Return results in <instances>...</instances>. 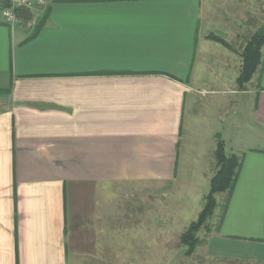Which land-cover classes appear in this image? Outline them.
Returning a JSON list of instances; mask_svg holds the SVG:
<instances>
[{
    "label": "crops",
    "instance_id": "crops-1",
    "mask_svg": "<svg viewBox=\"0 0 264 264\" xmlns=\"http://www.w3.org/2000/svg\"><path fill=\"white\" fill-rule=\"evenodd\" d=\"M233 2L47 0L31 28L5 23L0 2V264L152 261L130 238L146 225L107 190L135 185L139 198L173 184L192 163L200 95L238 110L245 97L264 133V47L240 91L242 48L206 38L232 44L220 10ZM240 157L224 219L202 245L212 264H264V148Z\"/></svg>",
    "mask_w": 264,
    "mask_h": 264
},
{
    "label": "rangeland",
    "instance_id": "rangeland-1",
    "mask_svg": "<svg viewBox=\"0 0 264 264\" xmlns=\"http://www.w3.org/2000/svg\"><path fill=\"white\" fill-rule=\"evenodd\" d=\"M226 5L221 8L220 13L223 14L224 20H229L234 34L238 35L237 39L236 36L233 40L230 39L229 42L232 44L229 45L243 48L248 37L262 24L264 26V0H236L229 6ZM228 10H232L238 19L233 18L232 12L228 13ZM246 87L249 89V85ZM198 98L205 99L198 107L200 117L188 119L193 131L192 137L189 136L187 140L189 161L192 163L178 170V176L173 184L145 189L140 196L142 198H136L137 194L142 192L138 193L135 185L129 187L114 185L107 190L108 194L112 193L113 198L121 197L118 203L120 209L137 212L134 217H138L143 225H146V231L145 226L142 228L139 226L135 236L131 234L130 238L134 237L137 240L138 247L144 244L147 247L145 252L152 260L145 261L147 264H212L204 256L205 250L202 246L206 235L204 229L198 233L199 244L191 256L186 255L187 247L180 244V235L197 219L204 205V197L209 191L210 176L215 170V159L208 150H215L216 137L224 143L227 155L241 156L243 149L247 147L264 148V145L260 144V141L264 140V133L258 127L256 129L250 126L248 115L252 107L244 103L245 97L235 96V100L241 99L239 110L236 103L234 109L227 108L225 102L215 103L210 93L200 95ZM195 141L197 144L193 145ZM197 153H201V159L200 163L194 165L193 160ZM209 154L211 156H208ZM132 195L136 199L123 198ZM147 195L153 198L150 202L145 198ZM223 197L222 195L215 197L217 207L207 221L209 228L215 227L217 223Z\"/></svg>",
    "mask_w": 264,
    "mask_h": 264
},
{
    "label": "trees",
    "instance_id": "trees-1",
    "mask_svg": "<svg viewBox=\"0 0 264 264\" xmlns=\"http://www.w3.org/2000/svg\"><path fill=\"white\" fill-rule=\"evenodd\" d=\"M208 40L222 45L231 50L232 47L222 38L214 35L206 37ZM264 47V26L258 28L252 33L245 42L240 52V68L236 83L239 89H243L252 79L257 69L262 64V48ZM215 170L209 182V191L204 197V205L197 219L190 223L185 231L180 235V244L187 247V256H191L199 244L198 233L204 229L205 239L215 230L216 232L221 225L227 206L230 202L239 172L242 166V158L235 154L227 155L224 150V143L216 137V147L214 150ZM216 195H222L221 213L215 227L209 228L207 221L210 219L217 207Z\"/></svg>",
    "mask_w": 264,
    "mask_h": 264
},
{
    "label": "built area",
    "instance_id": "built-area-1",
    "mask_svg": "<svg viewBox=\"0 0 264 264\" xmlns=\"http://www.w3.org/2000/svg\"><path fill=\"white\" fill-rule=\"evenodd\" d=\"M0 2L9 5V8L1 9V16L4 22L11 27H15L22 22V19L18 16L21 10H27L33 14L35 10L47 4V0H0ZM32 25V20H28L27 27L31 28Z\"/></svg>",
    "mask_w": 264,
    "mask_h": 264
},
{
    "label": "water",
    "instance_id": "water-1",
    "mask_svg": "<svg viewBox=\"0 0 264 264\" xmlns=\"http://www.w3.org/2000/svg\"><path fill=\"white\" fill-rule=\"evenodd\" d=\"M6 7L9 8V5H7ZM18 16L22 20H30L32 18V13L27 10H21Z\"/></svg>",
    "mask_w": 264,
    "mask_h": 264
}]
</instances>
